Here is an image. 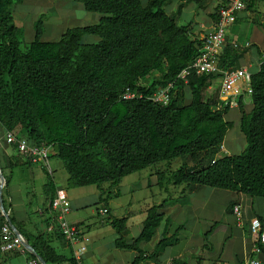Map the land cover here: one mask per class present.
<instances>
[{"label":"trees","instance_id":"trees-1","mask_svg":"<svg viewBox=\"0 0 264 264\" xmlns=\"http://www.w3.org/2000/svg\"><path fill=\"white\" fill-rule=\"evenodd\" d=\"M21 1L0 0V130L4 135L19 128L18 137L52 146L68 175L67 184L95 185L103 205L107 204L108 190L117 187L124 177L177 159L182 163L171 172L174 185L184 184L189 189L207 186L264 199L262 53L254 47L259 65L250 77V111L239 101V128L246 148L236 155L214 158L232 127L224 118L229 109H216L218 90L207 92L216 75L192 72L187 83L176 79L203 51V38L194 23L178 22L183 2L198 4L200 0H148L146 5L141 0H73L86 11L100 14L98 21L67 28L56 41H43L40 17L34 23L32 41L24 46L23 30L13 19V7ZM177 1L176 12L170 15L165 6ZM229 1L219 0L209 14L213 24L220 7ZM84 35L96 36L98 41L82 43ZM240 58L226 43L219 64L234 69ZM154 73L159 78L148 84L145 79ZM169 82H174V88L167 105L146 97L120 99L127 87L148 96ZM5 139L6 146L18 151L16 144L9 145ZM190 160H195L196 165L188 166ZM18 162L17 156L3 157L4 191L10 182L5 171L11 172ZM45 175L43 193L50 203L58 188L46 170ZM106 183L110 188L101 190ZM3 204L8 211L4 194ZM160 207L152 205L147 209L139 235L129 240L124 218L106 220L117 233L116 248L135 251L130 264L146 260L158 264L159 255L179 242L178 229L168 233L169 220ZM9 216L22 234L36 240L32 247L48 264L65 262L48 241L26 233ZM256 217L264 226V217ZM163 220L166 225L161 238L151 252H145L140 244L152 240ZM4 222L0 213V227ZM67 262L77 264L74 258Z\"/></svg>","mask_w":264,"mask_h":264},{"label":"crops","instance_id":"crops-1","mask_svg":"<svg viewBox=\"0 0 264 264\" xmlns=\"http://www.w3.org/2000/svg\"><path fill=\"white\" fill-rule=\"evenodd\" d=\"M26 1L28 0H22L16 5L27 4ZM38 1L43 3L41 6L43 10H41V8L35 9L37 13H43L41 15H45L44 13L49 14L50 12L55 13L60 10L62 5L64 8L70 6V3L62 4L61 0ZM141 2L143 5H146L148 0H141ZM202 2H207V5H204V9L200 8ZM218 2L219 0H200L197 4L194 1H185L182 5L184 9L181 10L178 18L186 23L195 21L196 32H199V36L203 37L212 29L213 23L209 14L213 12ZM259 3L260 2H255L251 8L236 13L226 35V37L228 36V41L232 40V42H239L240 44L251 42L250 40H245V42L241 43L239 40H236L237 36L233 29L241 18H249V15L251 16L252 11L256 10ZM192 4L198 8L201 15L200 13H198L197 17L192 15L194 13ZM16 5L13 7V11L14 8L16 9ZM178 5L179 1L170 3L168 13L170 15L175 14ZM80 6L84 9L82 4H80ZM22 17L23 16L20 15L18 19H15L13 16V19L15 25L25 31V23ZM91 19L95 20V15H93ZM31 23L30 28L34 36L35 21ZM43 27V34H45V32L50 29V25H47V21L44 19ZM42 40L47 41L44 39ZM251 44L252 46L250 47H252V49L250 52L245 53L247 48H244L242 53L236 52V54L241 55V58L239 59V66L234 69L244 68L250 72H254L257 69L259 65L257 50H259L262 55L263 52L256 44ZM254 47H256L257 50H255ZM242 103L244 104V109L247 112L250 111L252 107L250 95L245 93L244 98H242ZM233 110L237 111L235 118L238 121L237 124L239 128V120L241 117L239 107L230 109L228 112ZM225 120L231 122L232 125L234 123L233 121ZM13 132L18 135L19 128H16ZM5 136L6 135L0 130V158L3 160L4 155H7L10 157L17 156L20 159V162H18L19 166L15 167L11 172L10 170L6 171V174L10 177V182L6 190L3 191V194L9 206V215L11 214L15 221L22 225L26 233L38 235V237L45 239L58 255L65 259L63 263L51 264H70L67 260L69 258L75 259V250L79 246V243L71 245L65 238L59 236V229L57 230V224L50 213L49 200L46 199L43 193V185L46 181V168H44V165L40 162L25 161L18 151L4 144ZM242 140L245 142L244 136ZM235 141H239L238 135H234L232 138V142L234 143ZM235 145L234 143V146ZM224 147L225 146H223V148ZM225 153L226 151L223 149V151L216 154L214 158ZM51 161L53 168L52 165H50ZM180 162L182 163L181 160ZM171 163L163 162L157 166L130 174L124 177L117 187H113L119 189L123 184V180L132 177L133 183H136L135 185H137L138 188H159V192H154L153 198H155V200H152V205H161L159 210L166 216V219L169 220L167 222L168 233L172 234L178 229L177 232L180 240L177 244L167 248L159 255L158 264H173V261H175V264H245L252 259L258 260L260 264H264L263 250L260 254H255L253 252V247L257 239L251 235L249 230L251 218L256 217V215L264 217V199L251 198L235 191L207 186L189 189L184 184L174 185L170 180L172 172ZM193 165H196L195 160L188 161V166L192 167ZM38 166H40V168ZM49 166L48 173L54 180L55 186L64 189V187L60 186L59 182L68 179V175L66 178V176H63L61 173V168L63 170L64 168L61 161L56 157V152L53 148L49 157ZM107 184L108 183L104 184L101 190L110 188L109 184ZM134 189L136 190L137 188ZM97 190L98 191L94 193L97 199V211H99L100 208H106L107 214L104 216L97 214L98 220L96 221L90 220L82 210L84 202H81V200L84 196L79 194L68 195V192L65 190L71 204V211L67 219L70 223L80 226L81 236L84 235L89 238L87 250L80 256L79 263L130 264L135 258V251L116 248L115 239L117 238V233L106 220L110 217L124 218L128 230V240L136 238L141 231L146 211L152 205L147 207L137 220L126 216L118 217L112 211L110 203L112 202V196L116 193L119 195L120 192L119 194L118 191H116V193L110 192L107 198V204L103 205L100 203V191L98 188ZM110 190L112 189L108 191ZM237 205L241 207L240 217L233 211V207ZM221 206L223 207L221 208ZM165 223L166 221L163 220L151 241L142 242L140 244L141 249L145 252H151L153 250L154 244L162 236L163 229L166 225ZM130 231L134 233L132 237H130ZM27 240L31 245L34 243L36 244L34 238H27ZM29 257L30 254L0 252V264H26ZM139 264H153V262L146 260Z\"/></svg>","mask_w":264,"mask_h":264},{"label":"built area","instance_id":"built-area-1","mask_svg":"<svg viewBox=\"0 0 264 264\" xmlns=\"http://www.w3.org/2000/svg\"><path fill=\"white\" fill-rule=\"evenodd\" d=\"M255 3V0H230L228 5L220 7L218 11V19L213 24L210 32L205 34L203 38V51L191 64L182 69L176 79L187 83V77L195 72L196 74H211L216 75L212 80V84L208 86L207 92L212 86L218 83V98L219 103L216 109L222 110L225 108L233 109L239 107V101L244 98L245 93L251 95L252 88L250 85V77L252 73L244 68L226 69L220 66L219 57L222 54V49L226 44V35L231 22L236 13L245 10L250 3ZM232 47L236 50L240 48L250 47L249 42L240 44L234 42ZM264 60V54H263ZM174 88V82H169L166 86L157 87L150 95L145 96L143 93L132 90L127 87L120 94L122 100L142 99L146 97L154 103L167 105L170 102L171 90ZM217 91V90H216ZM5 141L9 145L16 144L18 152L25 161L40 162L48 167L49 172V157L52 151V146L45 144L36 145L27 138L18 137L13 131L8 132L5 136ZM223 145L220 151H223ZM215 159L212 161V163ZM50 213L59 227L64 238L71 244L79 243L75 250V260L80 264V256L87 250L89 238L81 236L80 226L72 224L68 221L67 216L71 211V204L64 189L58 188L55 197L49 203ZM234 213L240 217L241 207L239 205L233 207ZM99 215H106L107 209L100 208ZM249 230L252 236L256 237L253 252L260 254L264 247V226L257 217L250 219ZM0 252L1 253H22L30 254L26 264H40L39 261L24 247L21 237L17 236L11 229L8 222H5L0 227ZM245 264H260L258 260H250Z\"/></svg>","mask_w":264,"mask_h":264},{"label":"rangeland","instance_id":"rangeland-1","mask_svg":"<svg viewBox=\"0 0 264 264\" xmlns=\"http://www.w3.org/2000/svg\"><path fill=\"white\" fill-rule=\"evenodd\" d=\"M26 2L27 4H24V5H19V6L16 5L17 6L16 9L14 8V11H13V16L15 19H18L20 15L23 16L22 20L25 23V31L23 30L24 31L23 32V44H22L23 46L26 44H29L31 40L33 39V31L30 28V25L32 24L31 22L36 21L40 17H43V19L47 21V25H50V29H48L45 32V34L42 35V39L47 40V41H56L60 38L61 34L67 28L92 24V23L97 22L100 17V14L98 13H91V12L84 10L80 6L79 3H76L73 0H61L62 4L70 3V6H67L66 8H64V6L62 5L59 11H56L55 13L50 12L49 14L44 13L45 15H41L43 13H37L35 9V8L40 9L43 4L42 2H39L38 0H28ZM71 5H72V8H71ZM201 5L202 6H200V8L204 9L205 7L204 5H207V2H202ZM168 7H169V4L165 6V9L167 11H168ZM192 7L194 9V13L192 14L193 16L197 17L198 13H200L201 15V12H199L198 8L194 4H192ZM182 9H184V7H182L181 10ZM41 10L43 9L41 8ZM93 15H95L96 17L95 20L91 19ZM204 17H205V14H204ZM249 18H246V17L243 19L241 18L238 21V24L234 27L233 30H234L235 35L237 36L236 40H239L241 43L245 42V40H250L251 41L249 43L250 46H252L251 43L256 44L258 47H260V49L262 50L264 54V26L261 25V23H264V2L259 3V6L256 8V10L252 11L251 16L249 15ZM178 22L180 24L186 23L185 21L181 19L178 20ZM193 23H194L193 26L195 27L196 26L195 21ZM227 40H228V36L226 37V43H229L232 46L234 42H232V40L227 42ZM81 41L82 43L96 42L98 41V37L93 36V35H84ZM223 49H222V52H223ZM251 49L252 47L250 48L247 47V50L245 53L250 52ZM242 50H244V48H240L234 51L238 53H242ZM158 78H159V74L154 73L150 77L146 78L145 81L149 84ZM218 89H219L218 83H216L212 86L209 92L214 93ZM185 102H188L187 98ZM236 114H237V111L233 110V111L227 112L226 115L224 116L225 119L234 122L232 127L227 131L225 138H224L223 146H225L224 147L226 151L225 155L239 154L243 152L246 148V144L244 140H242V137H243L242 133H240L239 128H238V124H237L238 121L235 118ZM234 135L239 136V141L234 142L236 144L235 146H234V143L232 142V138L234 137ZM180 164H181L180 160L178 159L174 160L171 163V167H172L171 170L172 171L176 170L180 166ZM50 165H52V168H53L52 161L50 162ZM3 167H4V163H3V160L0 158V168H3ZM38 167L40 168V166ZM44 168H46V170L48 171V167L44 166ZM61 173L63 174V176H66L67 178V174L62 168H61ZM66 180H63V181L61 180L59 182L60 186L64 187V189L68 192V195L79 194V195L84 196L83 199L81 200V202H84V207L82 210L84 211L86 216L90 218V220H94V221L98 220V217H97L98 205L96 204L97 202L96 196H94V193L98 191L97 187L95 185L84 186L82 188L70 187L67 184ZM135 184L133 183V178L131 177V178H128L127 180H123V184L122 186H120L119 189L111 188L112 190L110 191L113 193H116V191H118V194H119L120 192L119 195H117L116 193L114 196H112V202L110 203L112 211L115 213L116 216L118 217L126 216L128 218H133L134 220H137L141 217L142 212L147 207L153 204L152 200H155V198H153L154 192L155 191L159 192V188L157 187L138 188L137 185ZM134 188H137V189L135 190ZM222 207L223 206H221V208ZM133 235L134 233L130 231V237H132Z\"/></svg>","mask_w":264,"mask_h":264},{"label":"water","instance_id":"water-1","mask_svg":"<svg viewBox=\"0 0 264 264\" xmlns=\"http://www.w3.org/2000/svg\"><path fill=\"white\" fill-rule=\"evenodd\" d=\"M6 186V179L4 174L0 168V213L5 218V220L10 225L12 231L22 239V243L24 247L39 261L40 264H48L32 247V245L28 242L27 238L16 228V226L12 223L8 211L5 210L3 204V189Z\"/></svg>","mask_w":264,"mask_h":264}]
</instances>
